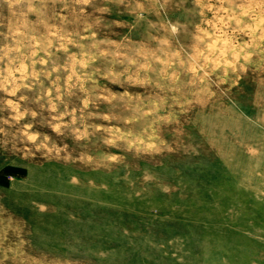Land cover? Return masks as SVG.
Listing matches in <instances>:
<instances>
[{
  "label": "rangeland",
  "instance_id": "rangeland-1",
  "mask_svg": "<svg viewBox=\"0 0 264 264\" xmlns=\"http://www.w3.org/2000/svg\"><path fill=\"white\" fill-rule=\"evenodd\" d=\"M0 264H264V0H0Z\"/></svg>",
  "mask_w": 264,
  "mask_h": 264
}]
</instances>
